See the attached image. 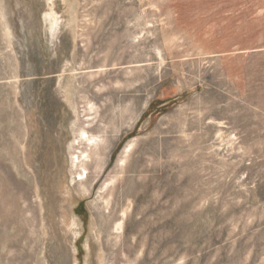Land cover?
<instances>
[{"label": "rangeland", "instance_id": "obj_1", "mask_svg": "<svg viewBox=\"0 0 264 264\" xmlns=\"http://www.w3.org/2000/svg\"><path fill=\"white\" fill-rule=\"evenodd\" d=\"M0 264H264V0H0Z\"/></svg>", "mask_w": 264, "mask_h": 264}, {"label": "bare ground", "instance_id": "obj_2", "mask_svg": "<svg viewBox=\"0 0 264 264\" xmlns=\"http://www.w3.org/2000/svg\"><path fill=\"white\" fill-rule=\"evenodd\" d=\"M96 136L89 135L86 131L83 130L79 134L80 144L81 143L84 144L85 147H94V146L97 145V143H96ZM127 150H128V147L126 146L124 148L123 152H127ZM88 159H89V154H87L85 150L84 151H81V153H80L79 156L77 154V156L71 160V167H72V169H77L80 165H83L86 161H88ZM83 170H85V169L83 168ZM78 175L80 176L79 177V180L84 179V177H82V173H78ZM85 177H86V175H85Z\"/></svg>", "mask_w": 264, "mask_h": 264}]
</instances>
